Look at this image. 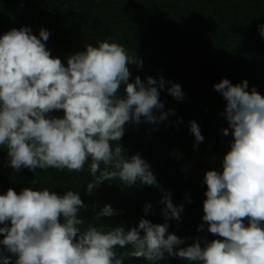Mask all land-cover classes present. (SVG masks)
<instances>
[{
	"label": "clouds",
	"instance_id": "1",
	"mask_svg": "<svg viewBox=\"0 0 264 264\" xmlns=\"http://www.w3.org/2000/svg\"><path fill=\"white\" fill-rule=\"evenodd\" d=\"M258 31L264 38V24ZM49 37L47 29L37 36L27 26L0 35V148H6V166L14 173L51 168L70 175L88 164V195L116 179L127 188L157 185L149 162L139 153L128 157L120 141L129 123L159 125L174 115L173 109L164 111L160 95L167 83L168 94L182 101L181 85L163 77L130 80L128 65L142 67V60L111 37L85 44L66 63L46 48ZM248 89L247 80L214 84L226 101L221 115L228 127L221 131L228 136L231 130L233 139L222 170L205 173L204 223L197 230L206 225L223 239L197 237L186 244L170 233L167 221H179L184 210L170 193L160 201L163 224L141 218L128 229H82L80 210L87 206L80 192L58 194L33 181L19 193L8 188L0 194V264H124L127 258L160 264L169 257L182 264H264V96ZM60 110L62 116L52 115ZM189 131L195 148L204 136L195 121ZM150 208L146 204L144 213ZM93 211L97 219L118 214L111 204ZM117 248L129 250L118 254Z\"/></svg>",
	"mask_w": 264,
	"mask_h": 264
},
{
	"label": "trees",
	"instance_id": "2",
	"mask_svg": "<svg viewBox=\"0 0 264 264\" xmlns=\"http://www.w3.org/2000/svg\"><path fill=\"white\" fill-rule=\"evenodd\" d=\"M264 24V0H0V35L22 26L50 32L46 48L53 57L66 63L65 57L83 50L85 44L96 46L110 37L142 60V67L128 65L130 80L142 81L151 76L181 85L184 99L177 101L161 91L164 111L174 110L159 125H126L120 144L128 157L139 153L151 165L157 185L127 188L118 179L94 190L84 191L92 177L88 164L70 175L55 169H27L18 173L6 166V148H0V194L13 188L19 193L33 181L36 188L49 187L58 194L80 192L86 209L80 210L88 225L126 229L137 226L141 218L154 224L165 219L160 201L165 193L175 205L183 204L179 221L168 220L170 233L186 239V244L202 240L223 239L207 231H198L206 199L205 173L222 170V160L233 137L223 113L226 101L214 90V84L227 78L233 84L247 80L264 96V38L258 25ZM146 82V81H145ZM52 115L62 116L63 111ZM189 121L200 127L204 141L195 148ZM90 163V162H89ZM103 167V166H101ZM109 183V184H108ZM190 201V202H189ZM151 204L147 214L143 209ZM111 204L117 215L97 219L93 211ZM3 237L0 236V239ZM129 249L117 248V253ZM124 264H149L143 258H127ZM160 264H182L169 257Z\"/></svg>",
	"mask_w": 264,
	"mask_h": 264
}]
</instances>
